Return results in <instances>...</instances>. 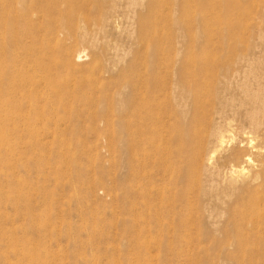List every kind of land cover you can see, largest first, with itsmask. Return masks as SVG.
<instances>
[{
  "label": "rangeland",
  "instance_id": "rangeland-1",
  "mask_svg": "<svg viewBox=\"0 0 264 264\" xmlns=\"http://www.w3.org/2000/svg\"><path fill=\"white\" fill-rule=\"evenodd\" d=\"M138 1L90 3L77 42L29 24L14 108L4 95L17 115L0 123V264H264V236L242 240L222 207L195 193L185 124L165 118L149 185L113 114L118 94L130 102L133 79L159 84L182 68L164 55L176 45L249 47L264 69V0ZM64 47L81 61L65 67Z\"/></svg>",
  "mask_w": 264,
  "mask_h": 264
},
{
  "label": "bare ground",
  "instance_id": "bare-ground-1",
  "mask_svg": "<svg viewBox=\"0 0 264 264\" xmlns=\"http://www.w3.org/2000/svg\"><path fill=\"white\" fill-rule=\"evenodd\" d=\"M95 2L74 0L70 5V0H0L1 124L17 115L6 106L4 95L13 97L14 108L19 78L17 47L33 36L29 24L41 22L55 40H60L57 38L61 33L63 41L75 38L77 42V32L88 20V5ZM19 27L24 29L19 31ZM250 51L249 47L242 52L234 46L229 52L222 45L197 43L190 47L176 45L172 50L170 47L164 55L174 61L181 58L182 68L159 84H148L145 75L133 79L129 89L126 87L130 102L118 94L121 97L116 96V103L120 107L113 110L130 139L126 153L137 162L142 181L149 185L154 177L153 142L161 140L165 118L185 124L183 127L188 129L182 133L183 144L193 151L188 177L193 180L194 191L222 207L221 214L228 216L233 232L239 233L242 240L244 236H264V69L255 67L259 58ZM62 54L65 67L82 59L81 53L72 58L65 47ZM7 64L10 76L4 78ZM160 99L171 107L169 113L165 112L167 116L156 111ZM189 106L191 109H187ZM235 121L240 122L238 128ZM119 136L121 133H116L115 138ZM220 154L223 157L215 162ZM242 240L238 241L239 249L244 247ZM258 247H264V242Z\"/></svg>",
  "mask_w": 264,
  "mask_h": 264
}]
</instances>
